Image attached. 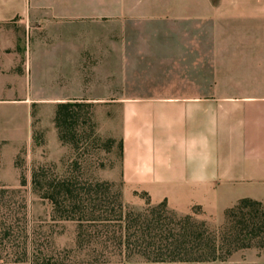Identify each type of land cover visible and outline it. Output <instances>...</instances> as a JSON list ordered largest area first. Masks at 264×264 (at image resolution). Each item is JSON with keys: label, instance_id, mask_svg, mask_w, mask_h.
Here are the masks:
<instances>
[{"label": "crops", "instance_id": "crops-1", "mask_svg": "<svg viewBox=\"0 0 264 264\" xmlns=\"http://www.w3.org/2000/svg\"><path fill=\"white\" fill-rule=\"evenodd\" d=\"M208 24L210 35L165 32ZM90 26L114 31L73 33ZM42 39L55 69H260L258 81L217 82L209 95L115 101L106 126L121 157L106 179L208 226L241 199L264 203V0H0V70L21 69L26 43ZM245 259L264 264L253 249Z\"/></svg>", "mask_w": 264, "mask_h": 264}, {"label": "rangeland", "instance_id": "rangeland-1", "mask_svg": "<svg viewBox=\"0 0 264 264\" xmlns=\"http://www.w3.org/2000/svg\"><path fill=\"white\" fill-rule=\"evenodd\" d=\"M131 28L137 29V33L146 29L145 25ZM86 29L78 31L75 28L73 33L112 35L114 31L113 26ZM193 29L170 26L165 32H196L204 36L213 33L214 26L208 24ZM45 40L26 43L21 69L0 70V204H7L12 210L17 227L12 240L0 235V264H21L11 260L9 250H19L24 239L39 251L40 264H104L98 251L77 248L76 223L55 217L49 201L44 198V190L33 184V173L43 169L49 182L68 175L78 181H105L120 193L127 208L142 211L147 206H154L143 193L123 197V185L106 179L121 157L119 142L109 136L112 127L106 126V121L113 118L110 106L121 99L209 95L217 82L258 81L260 69H55L52 43ZM160 44L176 46L163 40L154 42L155 46ZM201 44L203 52L209 49V41L203 39ZM180 45L187 44L181 42ZM221 45L230 51L239 46L237 42ZM202 62L203 65L210 63L204 57ZM62 98L84 99L92 105L97 139L88 138L87 128L80 129V151L62 145L58 140L54 114L56 101ZM110 140L114 143L110 144ZM221 226L208 228L218 230ZM251 249L259 256L264 254L256 248ZM236 252L242 253L236 256L237 263L231 260ZM236 252L228 262L248 264L245 250ZM108 264L143 262L134 258Z\"/></svg>", "mask_w": 264, "mask_h": 264}, {"label": "trees", "instance_id": "trees-1", "mask_svg": "<svg viewBox=\"0 0 264 264\" xmlns=\"http://www.w3.org/2000/svg\"><path fill=\"white\" fill-rule=\"evenodd\" d=\"M91 108L85 100L57 104L54 125L62 145L80 151L78 132L82 128L89 130V139H97ZM118 146L121 148L120 143ZM32 180L44 190L55 217L76 223L77 248L98 251L104 264L134 258L142 259L143 264H230L228 259L236 251L256 248L264 252L263 202L239 200L225 211L222 226L211 230L193 216H176L164 203L142 211L129 209L120 193L105 181H78L68 175L49 182L43 169L34 172ZM16 228L12 210L0 204V235L12 240ZM22 243L19 250H9L11 260L40 264L39 251L26 239Z\"/></svg>", "mask_w": 264, "mask_h": 264}]
</instances>
